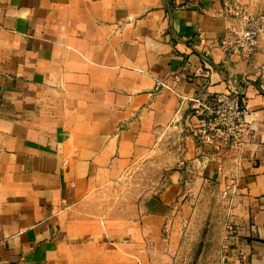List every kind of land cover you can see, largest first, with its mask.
I'll use <instances>...</instances> for the list:
<instances>
[{
	"label": "crops",
	"instance_id": "obj_1",
	"mask_svg": "<svg viewBox=\"0 0 264 264\" xmlns=\"http://www.w3.org/2000/svg\"><path fill=\"white\" fill-rule=\"evenodd\" d=\"M232 7L264 0H0V264H160L196 182L227 202L222 264H264V37L228 46ZM226 91L248 134L207 146L191 102Z\"/></svg>",
	"mask_w": 264,
	"mask_h": 264
},
{
	"label": "rangeland",
	"instance_id": "obj_2",
	"mask_svg": "<svg viewBox=\"0 0 264 264\" xmlns=\"http://www.w3.org/2000/svg\"><path fill=\"white\" fill-rule=\"evenodd\" d=\"M152 172L153 167L148 164L136 171L138 176L110 187L107 196L96 199L97 217L113 216L115 208L134 199L138 189L151 187V179L155 176ZM220 194L218 184H191L187 196L180 202L173 230H165L167 243L163 255L166 259L161 257L160 264H222L223 245L230 224L227 202Z\"/></svg>",
	"mask_w": 264,
	"mask_h": 264
},
{
	"label": "built area",
	"instance_id": "obj_3",
	"mask_svg": "<svg viewBox=\"0 0 264 264\" xmlns=\"http://www.w3.org/2000/svg\"><path fill=\"white\" fill-rule=\"evenodd\" d=\"M228 13L234 20L228 46L250 58L258 39L264 37V13L253 12L248 7H232ZM247 115L239 93L226 91L206 100H193L186 120H196L194 136L205 145L239 147L248 134Z\"/></svg>",
	"mask_w": 264,
	"mask_h": 264
}]
</instances>
